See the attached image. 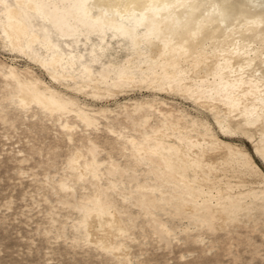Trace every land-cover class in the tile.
<instances>
[{
	"label": "bare ground",
	"instance_id": "1",
	"mask_svg": "<svg viewBox=\"0 0 264 264\" xmlns=\"http://www.w3.org/2000/svg\"><path fill=\"white\" fill-rule=\"evenodd\" d=\"M0 17L10 43L25 48L56 79L83 81L98 90L142 83L173 87L196 95L198 103L214 101L213 110L225 113L226 126L254 139L255 151L264 144V0H0ZM121 52L124 57L117 55ZM6 74L18 104L33 103L32 92L16 73L9 69ZM147 113L142 112L146 126ZM166 114L157 127L142 126L140 140L128 139L132 154L139 163H149L146 170L154 179L140 186L134 197L138 207L151 216L162 210L212 231L241 212L264 210V188L247 181L252 174L264 178L250 155L219 138L193 136ZM96 117L87 111L79 115L86 125H95ZM83 163L87 171H96L94 162ZM129 196L134 199L133 193ZM95 199L92 206L83 200L79 207L88 232L105 217L108 226L93 239L108 246L123 235L125 224L120 209L111 211L107 201L97 204Z\"/></svg>",
	"mask_w": 264,
	"mask_h": 264
},
{
	"label": "rangeland",
	"instance_id": "2",
	"mask_svg": "<svg viewBox=\"0 0 264 264\" xmlns=\"http://www.w3.org/2000/svg\"><path fill=\"white\" fill-rule=\"evenodd\" d=\"M10 42L0 25V264H264L263 209L241 212L236 220L212 231L162 210L153 217L134 198L141 185L154 181L147 171L149 163H139L128 139L133 135L140 140L142 126L157 127L168 112L172 123L186 127L193 136L219 138L240 148L264 174V157L249 150H254V139L226 126L225 113L213 110L214 101L198 103L191 93L146 83L98 90L83 81L56 79L25 48ZM117 55L124 57V52ZM9 69L32 92L34 102L25 108L18 104L10 78L4 77ZM86 111L98 115L95 125L79 118ZM142 112L151 116L148 126ZM84 161L94 162L99 173L87 171ZM110 165L117 171L112 172ZM247 181L264 188V178L257 174ZM97 196L111 205V211L120 209L117 213L126 228L108 246L93 239L108 226L105 217L88 232L87 216L80 210L85 203L92 206Z\"/></svg>",
	"mask_w": 264,
	"mask_h": 264
},
{
	"label": "snow or ice",
	"instance_id": "3",
	"mask_svg": "<svg viewBox=\"0 0 264 264\" xmlns=\"http://www.w3.org/2000/svg\"><path fill=\"white\" fill-rule=\"evenodd\" d=\"M259 151L252 150L251 147H249V150L253 151L254 155H264V144L258 145L257 146ZM257 163H260L259 160L256 161ZM261 167H264V164H261Z\"/></svg>",
	"mask_w": 264,
	"mask_h": 264
}]
</instances>
